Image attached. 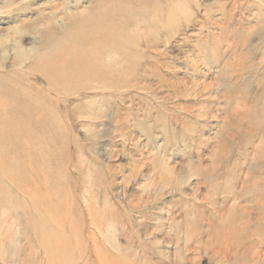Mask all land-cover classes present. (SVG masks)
I'll return each instance as SVG.
<instances>
[{
	"label": "rangeland",
	"instance_id": "1",
	"mask_svg": "<svg viewBox=\"0 0 264 264\" xmlns=\"http://www.w3.org/2000/svg\"><path fill=\"white\" fill-rule=\"evenodd\" d=\"M0 264H264V0H0Z\"/></svg>",
	"mask_w": 264,
	"mask_h": 264
},
{
	"label": "bare ground",
	"instance_id": "2",
	"mask_svg": "<svg viewBox=\"0 0 264 264\" xmlns=\"http://www.w3.org/2000/svg\"><path fill=\"white\" fill-rule=\"evenodd\" d=\"M227 228H222L223 230H221V234L226 237V238H232L235 237V234L237 233V231L233 228H230L228 226H226ZM227 240V239H225ZM224 243V242H223ZM229 243V242H228Z\"/></svg>",
	"mask_w": 264,
	"mask_h": 264
}]
</instances>
